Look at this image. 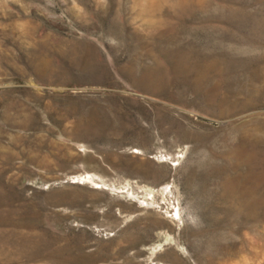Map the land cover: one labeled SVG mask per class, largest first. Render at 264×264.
Listing matches in <instances>:
<instances>
[{
	"label": "rangeland",
	"instance_id": "1",
	"mask_svg": "<svg viewBox=\"0 0 264 264\" xmlns=\"http://www.w3.org/2000/svg\"><path fill=\"white\" fill-rule=\"evenodd\" d=\"M0 264H264V0H0Z\"/></svg>",
	"mask_w": 264,
	"mask_h": 264
}]
</instances>
